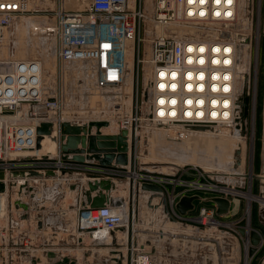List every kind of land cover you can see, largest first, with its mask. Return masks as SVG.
<instances>
[{"label": "built area", "instance_id": "obj_1", "mask_svg": "<svg viewBox=\"0 0 264 264\" xmlns=\"http://www.w3.org/2000/svg\"><path fill=\"white\" fill-rule=\"evenodd\" d=\"M192 1L88 0L82 9L59 12L56 23L53 25L56 40L55 52L59 63L78 62L87 64L88 68L94 72L99 88H121L125 85L129 72L133 71L132 74L135 79L130 110L115 98L118 102L113 104V111L120 114L117 120L118 131L126 129L129 133L133 132L134 134L133 146L134 159L136 160L138 151H140L139 140L140 133L144 128L143 123L150 121L152 122L150 126L156 128L164 125L172 127V129L179 128L186 131H193L187 130L186 126H205L208 124L187 121L184 118L183 112L187 109L184 99L186 100L191 94H196L187 89L189 82L187 74L189 72L196 74L202 69L205 70L208 62L212 65L210 62L212 54L209 51L212 43L227 41L238 44L233 31L239 24V17L230 23H225L226 20L218 18L214 14L217 10L226 9L225 6H222V1L220 4L216 3L217 0H194L196 3ZM202 1L206 2L203 4ZM31 3V0H0V30L10 27L18 19L23 20L31 14ZM260 3L262 4V0H258L259 19L261 15ZM203 10H205L204 14H202ZM258 26H260L259 21ZM199 44L207 45L205 66L197 64L196 59L199 57L197 50H190L191 47L193 49L198 48ZM36 62L18 61L13 63V71L24 69L23 74L17 75V83H14L16 81L15 76L12 77L9 71L5 73L6 69L0 68V171L5 173L7 184L10 180L8 176L14 170H37L43 174L52 170L56 174L54 178L62 179L67 186L76 185L79 194L81 189L87 186L89 180L105 179L118 184L123 179H127L129 192L130 189L133 191L131 203L122 197L125 205H128L126 209L122 208L127 210L129 216L126 230L129 227L131 229V240L127 246V256L130 252L129 264H155L153 261L155 253H152V247L148 246L147 242L141 246L135 244L134 235L132 236V233L135 232L136 211L138 209L136 198L140 197V187L144 183L155 184L163 189L167 196L169 210L172 216L178 220V223L171 222L172 224L179 225L183 221H190L193 227L200 225V229H203L201 226L214 224L227 226L238 232L235 226L238 220L242 218L236 217L239 215L237 212L239 211L238 202L244 195L237 191L244 192L237 188L236 191L233 190L235 187L213 184L207 180L204 173L192 176L193 178L198 177L193 181H185L182 180L183 173L173 176L154 170L141 169L138 171L134 164L133 166H101L90 163L62 162L60 153H55L53 160H43L45 155L35 154L36 160L30 161L31 155H26L24 152L31 153L36 150L35 128L39 121L46 119L41 117L40 119L39 113L34 110L30 113L34 116L31 119L32 122L28 125H21L13 122V114L19 113L23 104L32 106L41 103L48 110L47 112L49 110L56 112L57 110V100L53 97H48L45 101H39L40 97L37 99L29 97L31 90L34 96H38L34 90L35 84L31 85L36 77L27 74L29 69L36 68ZM130 65H132L131 69ZM208 70L207 68L206 71L208 72ZM174 72L178 74V78L172 76ZM162 73H165L166 76H162ZM174 81L178 82L176 89L170 86L161 87L162 82L171 85ZM208 84L209 80L207 79V87ZM15 95L20 96L18 97L19 102H21L20 106L17 102L13 103ZM173 96L179 97L177 108L180 118H169L170 115H166L163 117L166 119L164 122L161 120L158 111L161 107L169 111L171 106L168 103L161 105L159 99ZM235 97L234 108H236ZM50 99L54 101L50 102ZM143 108H146V111L142 114ZM237 116L236 113V118ZM57 118L58 120H56ZM255 119L256 115L253 116V124ZM62 120L65 119L60 112H57L55 118L52 119L56 126ZM70 122L80 123V120L73 119ZM23 127H28V130H24ZM129 140H131V134ZM64 174L70 175L62 176ZM185 174L191 176L188 172ZM44 178L47 177L42 179ZM42 179H31V182L37 183ZM180 186H183L185 192L192 193L188 196L199 195V192H216V196L228 198L231 208L227 216L232 218L231 221L219 220L220 217L216 214L215 206L211 209L202 207L199 215L193 218L188 217V214L182 216L176 210V203L187 193L177 195L175 191ZM114 194L115 192H112L111 196L114 197ZM156 200L157 203L160 202L158 199ZM5 201L6 197L4 201H0L1 206ZM113 208L109 203L97 209L82 208L79 205L76 213L78 237L88 234L94 238L95 231L99 229L110 233L121 228L125 229L124 216ZM83 223H87L88 227H83ZM239 236L243 238L240 233ZM248 244L249 239H247V246H249Z\"/></svg>", "mask_w": 264, "mask_h": 264}, {"label": "rangeland", "instance_id": "obj_2", "mask_svg": "<svg viewBox=\"0 0 264 264\" xmlns=\"http://www.w3.org/2000/svg\"><path fill=\"white\" fill-rule=\"evenodd\" d=\"M31 2L33 3L31 14L23 20L18 19L9 28L1 31L0 61L5 63L11 60L40 61L43 76V100L45 101L48 97L55 98L57 100L56 113L60 112L68 121L73 119H78L84 123L93 120L112 121L116 131L106 133H117V120L120 114L113 111V104L118 101L122 102L130 110L134 84L131 78H128L124 87L101 89L97 86L94 73L89 70L87 64L78 62L60 64L56 57L53 25L56 23L57 14L64 10L82 9L86 6L88 0H31ZM245 3L240 10L239 27L233 31V35L236 42L242 45L240 59L245 64L243 69L240 68L241 72L238 75L242 76V74L248 72L251 74V95L255 97L254 106L251 103V108L256 110V119L253 124L254 115L251 109L243 169L241 168L242 170L238 171L233 166L234 151L240 148L243 143L240 141L237 143L233 128L228 132L219 130L218 133L196 134L194 137V133L154 129L148 123H143L144 128L140 133L139 140L140 151H138L137 160L134 159V165L138 171L144 169L163 173L173 172L171 174L173 176L183 173L182 180L185 181H193L198 177L193 178L192 176L204 173L207 180H210L213 184L235 187L234 189L241 190L244 192V196L238 202L239 211L237 212H239V215H236V217L246 218L252 227L259 228L264 234V224L260 221L261 214L259 211L261 205L264 207L259 199L262 198L259 196L260 194H263L264 197V178L262 177L264 176V0L261 4L260 19L258 0H255L252 21L248 28L244 23L248 14V11L244 8ZM258 21L260 26H258ZM246 37L251 38L250 42L243 41V38ZM238 79L240 81L239 91H241L244 86V79L240 77ZM115 98H117V102ZM40 107L38 109L46 115L38 114V117L55 118V112H49L48 114L44 105L41 104ZM142 111V114L145 113L146 108H143ZM30 113L31 108L22 106L19 112V124H30L31 119L34 118ZM191 137H193L192 140H189ZM24 153L27 154L28 152ZM34 155V153L31 154L30 161L36 160ZM185 172L190 173L191 176L185 174ZM240 172L249 175L250 178L238 176L241 175ZM252 174H258L259 178H252ZM51 180L32 182L33 190L39 193L37 195L43 197V199H49L44 208L56 211L65 208L68 215L69 212H73L72 216L76 218L77 190H69L70 186L66 185V192L61 194L60 191L59 194V185L62 183ZM121 182L122 184L118 186L114 197L123 195L126 200H129L128 181L123 179ZM62 186L65 185L62 184ZM11 190V193L7 191L6 196L0 197L1 202L6 197L3 206L0 204V264H34V261L40 258L42 263L37 264H47L45 253L36 252V250L45 247L56 252L54 249L65 245H63V240L65 241L64 238L66 237L71 238L70 244L67 247L65 246V250H62L61 257L56 252L59 258H74L77 260V264H87L88 261L90 263L97 260H107L108 264H117L113 258L118 256L117 258L122 260L121 264H127L128 249L126 243L128 237L125 230L121 228L119 232L116 231L111 235L112 239L117 235L121 243L119 241L111 243L112 239L107 240V243L110 242L109 244L100 240L95 242L88 234L80 236L81 239L79 240L83 241L79 243L75 238L77 237L75 218L73 222L68 223L69 225L72 223V227H65V231L58 230V224L54 225L49 230L50 240L48 242L41 241L24 246L18 240L13 241V228L15 230L17 228L13 227V209H15V206L13 188ZM175 193L177 195L182 193L192 194L185 192L183 186L177 188ZM29 194L27 193V196ZM198 194L201 198L195 202V210L188 214L190 218L198 216L202 207L207 209L216 207L211 201V198L217 195L216 192H199ZM148 198L149 193L142 190L140 191V197L136 198L138 209L136 211L135 232L132 233V236L134 235L135 244H144L146 239L151 240L152 243H159H155L160 247L159 252L153 255L155 264H192L193 262L198 264L202 261H204V264H233L238 249L241 251V264H258L260 260H264V240L258 254L254 258H249L247 248L251 244L249 242V246H247V239L241 238L238 232L227 226L214 224L201 226L203 229H200V225H194L193 227L190 221H183L175 226V224L168 223L165 216H163L165 214L162 209L156 211L147 206ZM154 200L153 205H158L159 203L156 202L155 204ZM59 202L61 205H58ZM158 211H161V213ZM219 220L227 221L224 217H220ZM56 222L58 223V220ZM19 224L22 226L25 222L19 221ZM32 225V230H35V224ZM70 234H73L74 239ZM52 236L55 238L52 239ZM111 250H117L121 254H125V257L114 256Z\"/></svg>", "mask_w": 264, "mask_h": 264}, {"label": "water", "instance_id": "obj_3", "mask_svg": "<svg viewBox=\"0 0 264 264\" xmlns=\"http://www.w3.org/2000/svg\"><path fill=\"white\" fill-rule=\"evenodd\" d=\"M255 5V0H247V11L248 14L245 19V26L251 25L252 12ZM251 38H243L244 42H250ZM94 73L92 70H90ZM240 78L244 79V86L241 92L236 95L235 105L236 113L238 114L235 120V127L240 131V135L245 138L249 133V120L251 115V109L256 115V110L251 108V103L254 106L255 97L251 95V74L245 73ZM238 77V78H239ZM254 97V98H253ZM53 102V99L49 100ZM37 109V108H34ZM57 115V113H54ZM112 125L111 121L108 120H93L88 123H72L68 120H62L58 126L52 120H41L35 128L36 131V150L40 151L42 149V143L45 138H48L51 142L56 144L55 153H60V160L62 162H73L78 164L94 163L97 162L101 166H133L134 164V146H133V132L129 133L128 130L122 129L114 134H103L102 130L107 129ZM187 130L195 131H206L211 130V127L207 126H186ZM94 130V132H93ZM131 134V149L129 144V135ZM179 140V139H176ZM244 147L241 145L240 148L234 151V169L241 171L244 166ZM53 155L43 156V160H53ZM242 168V169H241ZM166 175H171V172H164ZM56 176L55 172L49 170L46 174H43L37 170H14L12 171L8 178L10 179L8 184L5 182L6 175L4 172L0 171V195L4 196L7 193L8 188H18L16 194V200L14 206L16 209H22L24 214L20 216L22 220H29V211L33 209V205L22 200L26 196L27 192L33 191V185L31 179H42L43 177L54 178ZM92 177L93 176H88ZM250 178V176H248ZM257 177L252 174V178ZM16 179H22L23 184H18ZM85 188H82L79 197L83 198L80 202V207L97 209L104 207L109 203L114 208H121L125 205V201L122 197H113L112 192L118 189V184L111 180H89ZM76 185H71L69 190H76ZM140 190L145 193H149V198L147 200V206L152 210L162 209L166 218L173 223H178L175 219L168 206V200L163 189L155 184L144 183L141 185ZM263 197V194L259 195ZM35 196L32 194L31 198ZM133 198V191L130 189L129 192V203H131ZM199 195L183 196L176 203V210L182 215L186 216L190 212H193L196 208V201L199 200ZM153 199H159V204L154 206ZM211 201L216 205V214L219 217L227 216L230 212L231 203L228 198L215 196L211 198ZM260 211V221L264 224V207L261 205ZM63 215H67L64 212ZM236 230L240 235L249 239L251 246L248 249V257L254 258L262 246L264 240V234L262 230L256 227H252L246 218H241L238 220L235 226ZM38 229L43 230V222H38ZM122 230H125L122 228ZM128 232V243L131 240V229ZM114 234V233H111ZM33 236V235H32ZM148 246L152 247V253H156V247L149 241L146 243ZM240 249L235 256V261L233 264H241ZM114 255L123 256L121 252L114 250ZM47 259V264H77V260L70 257L59 258L58 254L54 251H47L45 254ZM117 264H121L122 260L119 258L114 259ZM130 252L127 256V264H129ZM41 259L35 260L34 264L40 263ZM104 264V263H95ZM258 264H264V260H260Z\"/></svg>", "mask_w": 264, "mask_h": 264}, {"label": "bare ground", "instance_id": "obj_4", "mask_svg": "<svg viewBox=\"0 0 264 264\" xmlns=\"http://www.w3.org/2000/svg\"><path fill=\"white\" fill-rule=\"evenodd\" d=\"M221 1L223 3L222 6L223 7L225 6L226 9L223 11L217 10L214 14L218 18L226 20L225 23H230L231 21H234L237 17H240V10L242 8V5L245 2L246 3H245L244 8L247 11V0L246 1L245 0H217L216 3L220 4ZM192 2L196 3L194 0ZM202 2L204 4L206 1H202ZM31 4H33V3H31ZM260 6H261V3H260ZM204 13H205V10L202 11V14H204ZM238 27H239V24L236 26V29H238ZM2 30H4V28H2ZM241 46H242L241 44H236L234 42H227V41H223L221 43H218V42L212 43L211 46L209 47V51L212 54V56L210 57V62L212 63V65L208 62L207 66H206V69L207 68L209 69L208 72L206 71V69L205 70L202 69L200 72H197L196 74L191 73V72H189L187 74V78L189 80V82L187 84V87H188L187 89L190 91H194L196 94H191L186 98V100L184 99V102H186V108H187L183 112L184 116H185L184 118L187 121L208 123L205 126L211 127V130L186 131V130H182L179 128L178 129H172V127H169V126L167 127L164 125H161V127L159 129L169 130V131L170 130H177V131H182V132L194 133V137H195L196 134H203V135L208 134L209 135V134H213L215 132L218 133L219 130H221V131L226 130L228 132V130L233 128L234 138L237 139V143L239 141L243 142L242 146L244 147V150H245L246 137L243 138L240 135V131L238 129H236V127H235V120H236L235 109L236 108H234V103H233L234 96H236L239 92L242 91V90L239 91V86H240L239 82L240 81L238 79V76H239L238 73L241 72L240 68L242 67V69H243V66L245 65L243 63V61H241V59H240L241 58V53H240ZM190 50L191 51L197 50V52L199 53V57L196 59L197 64L205 66L206 65L205 52H206V50H208L207 45L199 44L198 48L193 49V47H191ZM18 61H25L26 63H30L29 60H13V61L11 60V61H6V63L0 61V68L3 67L4 69H6V71H4L5 73L9 71L10 74H12V77L13 76L16 77V81L14 83L18 82V76L23 74L22 71L24 70V69H21L22 71H20L18 69L16 71L15 70L13 71V66H14L13 63L18 62ZM131 68H132V65H130V69ZM219 68H223V69H219ZM28 71L29 72H27V74L35 75V77H36L34 80V83L31 85L35 84L34 90H36L35 91L36 95H38V96H34L32 94V90H31L29 97L30 98H36V99L38 97H40L39 101H42L44 98L43 97L44 91H43V76H42L41 62L37 61L36 62V68H33L32 70L29 69ZM132 73H133V71L132 72L130 71L129 74L127 75L125 85L127 84L128 78H131L132 82L134 83L135 76ZM162 76H166V74L162 73ZM172 76L174 78H178V74L175 72L172 74ZM207 79L209 80L208 87H207ZM162 85H163L162 88H166V87L170 86L173 89H176L178 87V82L174 81L171 85H168L165 82H162L161 86ZM131 86H132V84H131ZM14 97L15 98H13V103L17 102L18 106H20L21 102H19V99H18V97H20V96L15 95ZM159 102L161 105L168 103L171 106V109L169 111L164 110V108H162V107L159 109L158 114L161 116L160 118L162 121L166 122V119L163 118L166 115H170L169 118H175V117L180 118V117H178L179 114H178V108H177V104L179 102L178 96H173L170 98L162 97L159 99ZM22 106H24V108H30V106L26 105V104H23ZM49 112L52 113V110H49ZM19 116H20L19 113H17V114L14 113L13 114V122L19 124V120H18ZM63 119L66 120L65 117H63ZM56 120H58V118ZM146 123L151 125L152 122L148 121ZM23 129L28 130V127H26V128L23 127ZM154 129H156V127H154ZM104 130H103L104 132L116 131V129L113 125V122H112V125L110 127H108L107 129H104ZM104 132H103V134H104ZM192 138L193 137H191L189 140H192ZM47 142L54 144V149H51L53 146L49 145V143L47 145L46 144ZM129 144H130V149H131L130 140H129ZM42 146L43 147L40 151L33 150L31 153L29 152L26 155H31L33 153L34 154H40V155L41 154H43V155H47V154L48 155H51V154L54 155L55 154L56 144L54 142H51L48 138H45V140L42 143ZM46 148H49V150ZM244 155H245V152H244ZM263 161H264V152H263ZM263 170H264V162H263ZM240 174L241 175H238V176H242V178L249 176V175L244 174V173L242 174V172H240ZM262 177L264 178V176H262ZM23 182L24 181L22 179L18 180V184H23ZM121 184H122L121 181L118 182V186H120ZM233 190L236 191V189H233ZM237 192L243 195V193H241L240 191H237ZM0 197L3 198L4 196L0 195ZM251 197L253 198V196H251ZM259 199L262 202V204L264 205V197L259 198ZM154 202H155V200H154ZM156 202H155V204H156ZM127 206L128 205H124L121 208H115V209L113 208L115 211H119L118 212L119 214L124 216V218H125L124 224L125 225L124 224L123 225L125 226V232H127L126 229L128 226L129 216H128L127 210H123L122 208L126 209ZM86 226H87V223H85V224L83 223V227H86ZM118 232H119V230H118ZM94 235H95V237H94L95 240H100V241L102 240V242H105V243L107 242V240L110 241V239H112L111 238L112 234L110 232L103 231L101 229L95 231ZM161 237H162V235H161ZM108 243H110V242H108Z\"/></svg>", "mask_w": 264, "mask_h": 264}, {"label": "crops", "instance_id": "obj_5", "mask_svg": "<svg viewBox=\"0 0 264 264\" xmlns=\"http://www.w3.org/2000/svg\"><path fill=\"white\" fill-rule=\"evenodd\" d=\"M3 31V30H2ZM0 33H1V30H0ZM41 106V104H35V105H32V106H30V108H31V111H36V112H38L39 114H44V115H46V113H44V112H42L41 113V111L38 109V108H41L40 107ZM34 108H37V109H34ZM43 108V107H42ZM48 114H49V112H47ZM49 116V115H48ZM40 118V117H39ZM41 119V118H40ZM46 120H52V119H49L48 117H46L45 118ZM80 123H82L81 121H80ZM104 130V129H103ZM102 130V132H104ZM93 132H94V130H93ZM104 134H107L106 132H104ZM48 143L49 142H47L46 144L48 145ZM45 144V145H46ZM49 145H51V146H53L51 149H54V144H52V143H49ZM46 149H48L49 150V148H46ZM59 154V153H58ZM57 154V155H58ZM91 164H93V165H95V164H98L97 162H94V163H91ZM261 173H262V171H260ZM68 175H70V174H64V175H62V176H68ZM257 177H259L258 176V174L256 175ZM48 179H52V180H54V181H58V182H60V183H62L63 185H65V186H62V184H60L59 185V194H60V191H61V194H63V193H65L66 192V184L63 182V180L62 179H60V178H44V179H42V180H40V181H47ZM18 180H21V179H16V181H18ZM51 180V181H52ZM12 188L10 187V189L8 188V191L11 193V190ZM69 189V188H68ZM17 191H18V189L17 188H13V201H15L16 200V194H17ZM34 192L36 191V190H33ZM33 191H31V192H33ZM30 191L29 192H27V193H30L29 194V196H27V194H26V196L25 197H23L22 198V200L24 201V202H27V203H29L30 205H33V209H31L30 211H29V214H30V219L29 220H22L21 218H20V216L22 215V214H24V211L22 210V209H13V227H16L17 228V230H15L14 228H13V241H19V243L21 244V245H24V246H26V245H33V243H35V242H41V241H45V242H48L49 240H50V238H49V230H51L53 227H54V225H56V224H58V230H62V231H65L66 230V228L65 227H72V223H70V225L68 224L69 222H73V219L75 218L74 216H72L73 215V212H69V215H68V213H67V215H63L64 214V212H68L67 210H65V208H60L61 210H49L48 208H44L47 204H48V200H47V198H44L43 199V197H41V196H38L39 195V193L38 192H35V193H31ZM32 194H34V198H31V195ZM38 194V195H37ZM77 205H75V206H77V208L79 207V205H80V202H81V200H83V198H81V196L79 197V191L77 190ZM120 197H123L124 198V196L123 195H119ZM58 205H61V203L59 202L58 203ZM196 205V204H195ZM43 209H45V210H43ZM74 212H76V210H74ZM158 212H160L161 213V211H158ZM163 216H165V215H163ZM56 219V220H55ZM76 219V218H75ZM165 219L168 221V223H170V224H172L167 218H166V216H165ZM224 219H226L227 221H229L228 219H232L231 217H224ZM58 220V223L56 222ZM19 221H22V223L23 222H25V224H23L22 226H20V224H19ZM39 221H42L43 222V230H39L38 229V222ZM35 224V230H32L33 228H32V224ZM76 224V223H75ZM20 226V227H19ZM25 227H28V228H25ZM76 228V227H75ZM69 229V228H68ZM34 233V234H33ZM115 233V232H114ZM33 235V236H32ZM53 235H54V233H53ZM71 235V237L73 238L74 236H73V234H70ZM90 237V236H89ZM114 237V236H113ZM118 236L117 235H115V238H113L112 239V241H111V243L113 242H116L117 243V241H121V240H119V238H117ZM127 237H128V234H127ZM52 239L53 238H55L54 236H52L51 237ZM78 241H79V243H80V241H83V240H79V239H81L80 237H78V235H77V237H75ZM93 241H97V240H95V239H93L92 237H90ZM65 239V241L63 240V245L64 246H62L61 248H58V249H54L58 254H59V256L61 257L62 255H60V253L61 252H63L62 250H65L64 248H66L67 247V245H69L70 244V239L71 238H69V237H66V238H64ZM74 239V238H73ZM127 240H128V238H127ZM149 240V239H148ZM148 240L146 239L145 241H144V243H146V242H148ZM102 241V240H101ZM150 242H151V240H149ZM121 243V242H120ZM156 243V242H155ZM152 243L153 245H155V247H156V252H159V250H160V247H159V245H156V244H159V243ZM42 244V243H41ZM106 244H109V243H107L106 242ZM126 245L128 246V241H127V243H126ZM139 245V244H138ZM142 244H140V246H141ZM66 246V247H65ZM41 248V247H40ZM24 249V248H23ZM51 249L50 248H45V247H43V248H41V249H37L36 250V252H42V253H45L46 254V252L47 251H50ZM111 252H114V250H111ZM115 256V255H114ZM124 257H125V254L123 255ZM118 257V256H117ZM41 259V258H40ZM113 259H115V257L113 258ZM45 262V261H44ZM99 262H101V263H104V264H108V262H107V260H97V261H94V262H90L89 263V261H88V263L87 264H95V263H99ZM204 261H202L201 263H198V264H204L203 263ZM42 263V262H41ZM192 264H195L194 262L192 263Z\"/></svg>", "mask_w": 264, "mask_h": 264}, {"label": "snow or ice", "instance_id": "obj_6", "mask_svg": "<svg viewBox=\"0 0 264 264\" xmlns=\"http://www.w3.org/2000/svg\"><path fill=\"white\" fill-rule=\"evenodd\" d=\"M161 87H163V85Z\"/></svg>", "mask_w": 264, "mask_h": 264}]
</instances>
